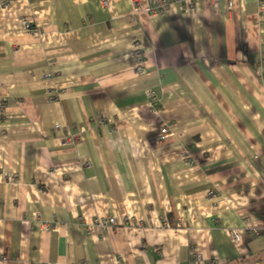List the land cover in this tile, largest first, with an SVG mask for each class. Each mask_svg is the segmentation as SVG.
Here are the masks:
<instances>
[{"label":"crops","instance_id":"obj_1","mask_svg":"<svg viewBox=\"0 0 264 264\" xmlns=\"http://www.w3.org/2000/svg\"><path fill=\"white\" fill-rule=\"evenodd\" d=\"M150 2L0 0V264H264V0Z\"/></svg>","mask_w":264,"mask_h":264},{"label":"built area","instance_id":"obj_2","mask_svg":"<svg viewBox=\"0 0 264 264\" xmlns=\"http://www.w3.org/2000/svg\"><path fill=\"white\" fill-rule=\"evenodd\" d=\"M221 1L222 0H210V2L212 4V8H213L215 13L219 12ZM177 2H178V0H151V2L149 4L148 11H149V13H151L154 16L165 15L172 9V6L174 4H177ZM24 27H25V31L28 34H31V35L34 34V29L32 28L31 24L25 23ZM139 54H140L139 51L134 54L136 57V61H137L136 72L138 75H143L145 73V70L143 68L142 58H141V56H139ZM147 95H148L149 99H152V102H155V100H157L154 92L148 91ZM54 131H55V133L65 134V136L61 137V139H60L61 145L63 147H69V146L74 145V141L67 136L66 130H63V128L61 126H59V125L55 126ZM169 131H170V129L168 127L163 128V130L161 131L160 139L165 140L166 138H169L171 136V133ZM183 157L186 160H188V158H187L188 156L186 154H184ZM210 196L213 197L214 194L212 193V194H210ZM125 222L130 224V221L128 219H125ZM95 225L104 229V230H107L108 228H118V226H119V224L115 218L97 219V220H95ZM43 228L45 231L50 230V227L46 226V225H44ZM230 237L234 243L239 242L241 239L240 235L236 231H232L230 233ZM199 258L200 257L198 255H194L193 261L195 262V261L199 260Z\"/></svg>","mask_w":264,"mask_h":264}]
</instances>
